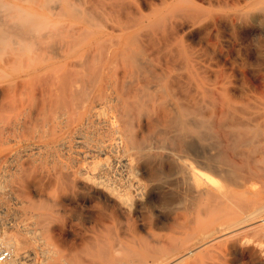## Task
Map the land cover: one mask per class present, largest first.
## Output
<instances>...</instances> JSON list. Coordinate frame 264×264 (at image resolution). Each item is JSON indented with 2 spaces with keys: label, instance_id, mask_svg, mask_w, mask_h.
Here are the masks:
<instances>
[{
  "label": "bare ground",
  "instance_id": "bare-ground-1",
  "mask_svg": "<svg viewBox=\"0 0 264 264\" xmlns=\"http://www.w3.org/2000/svg\"><path fill=\"white\" fill-rule=\"evenodd\" d=\"M19 1L0 0V207L30 237L0 233L7 263L31 243L36 264H264V0Z\"/></svg>",
  "mask_w": 264,
  "mask_h": 264
},
{
  "label": "rangeland",
  "instance_id": "rangeland-1",
  "mask_svg": "<svg viewBox=\"0 0 264 264\" xmlns=\"http://www.w3.org/2000/svg\"><path fill=\"white\" fill-rule=\"evenodd\" d=\"M16 2H17V5L19 4V5H21V4H23L21 1H19V0H16ZM53 3V0H51V4ZM25 6V5H24ZM90 203H92V202H90ZM89 202H86L85 203V205H89L90 204ZM92 204H94V202L92 203ZM84 205V207L82 208V209H79L77 212H78V214H75V220H74V223H75V227H74V229H75V231H76V235L75 236H77L79 233H84V231L86 230V227H87V225L88 224H85V223H89L88 222V220L86 219V218H88V209L86 208V206ZM91 205V204H90ZM89 205V206H90ZM0 233L1 234H4V233H6V234H12V235H14V236H20L19 237V239H21V240H26V239H29V237H30V234H27L21 227H19L17 224V226L16 225H14V222H12L11 220L10 221H8L7 219H5V217L7 218V216L6 215H4L5 213H4V211H3V209H2V207H0ZM1 212H2V214H1ZM76 212V213H77ZM85 212V213H84ZM79 213H80V215H79ZM86 216H85V215ZM83 216V217H80L81 219H79V216ZM88 215V216H87ZM86 218H85V217ZM148 216V215H147ZM146 215H145V219L147 220V219H149V217H147ZM167 217H168V211H166V212H164L163 214H162V216L160 217L161 218V220L162 219H167ZM78 220H77V219ZM1 219H2V221H1ZM135 219V218H134ZM133 219V220H134ZM5 220V221H4ZM8 222H7V221ZM82 221V222H80V221ZM164 220V221H165ZM85 221V222H84ZM7 222V223H6ZM133 222V221H132ZM85 224V225H83V224ZM15 226V227H14ZM85 226V227H84ZM18 228V230H17V228ZM80 227V228H79ZM82 228V229H81ZM80 229V230H79ZM20 230V231H19ZM81 231V232H78V231ZM84 230V231H83ZM21 231H23L22 233H20ZM14 233H16V234H14ZM18 233V234H17ZM10 234V235H11ZM20 234V235H19ZM23 234H27L26 236H24ZM70 236V235H69ZM68 236V237H69ZM75 236L74 235H72V237L70 236L69 238H71V239H74L75 238ZM26 238V239H25ZM70 239V240H71ZM30 244V245H29ZM29 244H27V245H29V246H26V244H24V245H22V249H21V251H25L26 250V248L28 247V250H32L33 249V252H34V254L32 253V255H33V257H35L36 258V260L38 261L39 259V255H38V252H37V249L35 248V247H32V248H30V246H31V243H29ZM24 248V249H23ZM35 248V249H34ZM23 256V255H22ZM219 256V257H218ZM244 256V257H243ZM20 257H21V255H20ZM38 257V258H37ZM241 257V258H240ZM246 257V258H245ZM23 257H21V258H19V261H21V262H23L25 259L23 258ZM245 259V260H244ZM35 260V259H34ZM35 260V261H36ZM8 261V260H7ZM7 261H6V264H9V263H13V262H8L7 263ZM37 261L35 262V264L37 263ZM208 262H209V264H216V263H218V264H262L261 263V261L257 258V256H256V254H255V252L254 251H240V250H234V249H231V248H228L227 246H223V247H221L220 249H219V252L217 253V255L212 259V260H208ZM15 263H18V264H23V263H19V262H15ZM15 263H13V264H15ZM25 264V263H24Z\"/></svg>",
  "mask_w": 264,
  "mask_h": 264
},
{
  "label": "built area",
  "instance_id": "built-area-1",
  "mask_svg": "<svg viewBox=\"0 0 264 264\" xmlns=\"http://www.w3.org/2000/svg\"><path fill=\"white\" fill-rule=\"evenodd\" d=\"M9 256V251L5 247L0 245V262L5 264Z\"/></svg>",
  "mask_w": 264,
  "mask_h": 264
}]
</instances>
